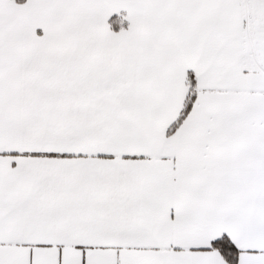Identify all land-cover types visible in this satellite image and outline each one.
I'll use <instances>...</instances> for the list:
<instances>
[{
  "label": "snow or ice",
  "instance_id": "6c2138e0",
  "mask_svg": "<svg viewBox=\"0 0 264 264\" xmlns=\"http://www.w3.org/2000/svg\"><path fill=\"white\" fill-rule=\"evenodd\" d=\"M0 264H264V0H0Z\"/></svg>",
  "mask_w": 264,
  "mask_h": 264
}]
</instances>
